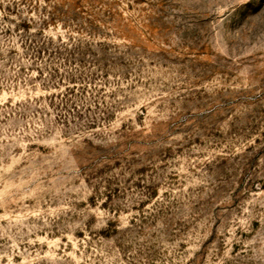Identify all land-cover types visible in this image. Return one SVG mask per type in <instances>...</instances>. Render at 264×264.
I'll use <instances>...</instances> for the list:
<instances>
[{
    "label": "rangeland",
    "instance_id": "1",
    "mask_svg": "<svg viewBox=\"0 0 264 264\" xmlns=\"http://www.w3.org/2000/svg\"><path fill=\"white\" fill-rule=\"evenodd\" d=\"M0 264H264V0H0Z\"/></svg>",
    "mask_w": 264,
    "mask_h": 264
}]
</instances>
